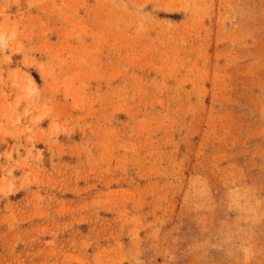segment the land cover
Returning a JSON list of instances; mask_svg holds the SVG:
<instances>
[{"label": "rangeland", "instance_id": "374dc122", "mask_svg": "<svg viewBox=\"0 0 264 264\" xmlns=\"http://www.w3.org/2000/svg\"><path fill=\"white\" fill-rule=\"evenodd\" d=\"M2 34L0 264H264V0H0Z\"/></svg>", "mask_w": 264, "mask_h": 264}, {"label": "bare ground", "instance_id": "6f19581e", "mask_svg": "<svg viewBox=\"0 0 264 264\" xmlns=\"http://www.w3.org/2000/svg\"><path fill=\"white\" fill-rule=\"evenodd\" d=\"M0 42L3 44V46H5L7 44V39L5 38V36L3 34L0 36Z\"/></svg>", "mask_w": 264, "mask_h": 264}]
</instances>
